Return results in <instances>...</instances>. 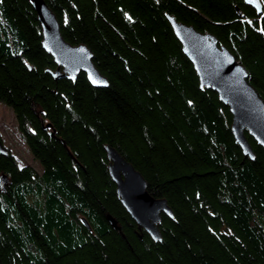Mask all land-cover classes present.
<instances>
[{"label":"trees","instance_id":"16d2710c","mask_svg":"<svg viewBox=\"0 0 264 264\" xmlns=\"http://www.w3.org/2000/svg\"><path fill=\"white\" fill-rule=\"evenodd\" d=\"M43 1L107 84L54 78L30 0H0V102L39 165L0 154V264H264V148L245 131L243 155L165 18L212 33L264 101V0ZM105 144L170 208L159 240L119 203Z\"/></svg>","mask_w":264,"mask_h":264},{"label":"water","instance_id":"95a60500","mask_svg":"<svg viewBox=\"0 0 264 264\" xmlns=\"http://www.w3.org/2000/svg\"><path fill=\"white\" fill-rule=\"evenodd\" d=\"M40 25L41 45L52 56L55 67L45 68L54 78H74L82 71L93 86H105L106 78L97 70L91 60V52L83 43L71 44L65 41L59 31L54 13L43 0H30ZM259 14L260 0H243ZM172 32L181 46V51L189 59L197 75L200 87L212 89L218 99L228 106L231 114L230 129L234 141L243 155L254 157L245 131L264 148V101L247 79V71L235 56L210 32H203L193 25L177 21L165 13ZM46 123L45 126H48ZM50 135L52 132L50 130ZM108 159L107 171L114 183L115 193L122 208L152 240L160 239L157 225L160 215L172 218V212L164 198L154 197L147 191V184L141 173L135 169L112 146L105 144ZM7 148L0 140V154ZM69 153V152H68ZM71 156V154L69 153ZM7 177L0 175V189L5 190ZM106 221L117 228L116 221L109 215Z\"/></svg>","mask_w":264,"mask_h":264},{"label":"rangeland","instance_id":"374dc122","mask_svg":"<svg viewBox=\"0 0 264 264\" xmlns=\"http://www.w3.org/2000/svg\"><path fill=\"white\" fill-rule=\"evenodd\" d=\"M0 140L4 147L15 156L19 165L30 164L39 170L38 163L33 159L28 146L16 127L11 108L2 102H0Z\"/></svg>","mask_w":264,"mask_h":264},{"label":"bare ground","instance_id":"6f19581e","mask_svg":"<svg viewBox=\"0 0 264 264\" xmlns=\"http://www.w3.org/2000/svg\"><path fill=\"white\" fill-rule=\"evenodd\" d=\"M245 4V3H244ZM175 19V18H174ZM191 63V62H190ZM205 88V87H204ZM251 146V145H250ZM133 166V165H132Z\"/></svg>","mask_w":264,"mask_h":264}]
</instances>
